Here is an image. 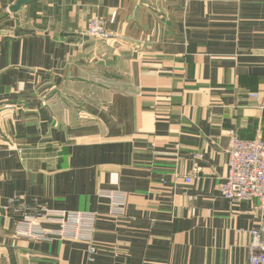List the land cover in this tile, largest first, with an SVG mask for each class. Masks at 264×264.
Instances as JSON below:
<instances>
[{
  "label": "crops",
  "instance_id": "1",
  "mask_svg": "<svg viewBox=\"0 0 264 264\" xmlns=\"http://www.w3.org/2000/svg\"><path fill=\"white\" fill-rule=\"evenodd\" d=\"M17 1L0 0V264H247L264 210L220 185L233 133L264 139V0ZM95 17L113 38L86 34ZM17 194L96 212L90 239L24 235Z\"/></svg>",
  "mask_w": 264,
  "mask_h": 264
},
{
  "label": "built area",
  "instance_id": "2",
  "mask_svg": "<svg viewBox=\"0 0 264 264\" xmlns=\"http://www.w3.org/2000/svg\"><path fill=\"white\" fill-rule=\"evenodd\" d=\"M86 34L100 40H110L113 34L107 29L105 21L95 17L90 19ZM252 96L257 97V94ZM228 171L220 185L222 195L233 203L257 199L264 210V139H243L233 133L228 149ZM197 156H199L197 154ZM186 182L192 178L187 176ZM109 197L117 214L124 213L125 195L121 192H104ZM21 214L22 233L33 239H46L51 232L41 228L43 223H58L61 228L54 232L66 238L90 239L98 214L96 212L68 211L51 209L38 200L27 202L22 195H14L9 206ZM251 242L247 264H264V226L250 231ZM95 252V247H90Z\"/></svg>",
  "mask_w": 264,
  "mask_h": 264
},
{
  "label": "water",
  "instance_id": "3",
  "mask_svg": "<svg viewBox=\"0 0 264 264\" xmlns=\"http://www.w3.org/2000/svg\"><path fill=\"white\" fill-rule=\"evenodd\" d=\"M31 0H18L14 5L10 7L11 12H16L22 5L28 4ZM5 15H0V19H2Z\"/></svg>",
  "mask_w": 264,
  "mask_h": 264
}]
</instances>
